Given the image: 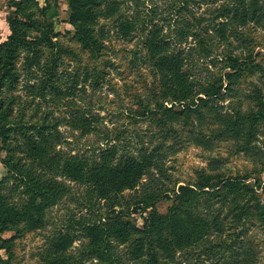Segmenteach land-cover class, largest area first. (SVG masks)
I'll use <instances>...</instances> for the list:
<instances>
[{"label": "rangeland", "instance_id": "1", "mask_svg": "<svg viewBox=\"0 0 264 264\" xmlns=\"http://www.w3.org/2000/svg\"><path fill=\"white\" fill-rule=\"evenodd\" d=\"M117 1L121 3V15L117 12L98 20L97 28H103V34L96 56L76 39L73 27L67 22L66 2L60 1L54 39L59 45L55 80L61 92L44 97L36 95L33 88L36 79L22 68V52L16 59L21 76L15 87L8 91V95L19 97L20 104L14 108L16 118H19L18 109L21 108L25 121L37 122L43 115H48L52 123L57 121V136L53 135L51 142L62 156L98 157L100 151L107 149L112 153L114 163L126 156L146 160L148 172L142 175L137 185L124 188L120 192V203L113 207L116 212L129 209V218L135 221L137 227L142 226L143 216L148 215L150 208L133 212V204L147 190L156 194L155 207L159 213L165 214L171 204L166 194L171 196L180 185L206 181L207 175H218L223 179L243 177L251 185H262L264 120L256 125L252 141L245 142L225 131L221 132L225 125L209 122L214 110L208 106L201 107L207 116L202 121L196 114L172 117L171 111L157 110V102H163L168 107L174 104V109L178 110L183 103L163 99L159 77L147 58V49L148 43L162 40L165 36L171 42V36L176 37L169 28L172 22L171 8L184 6L182 19L199 22L200 25H195V28L200 31L208 48V53L203 56L193 55L192 60L199 64L198 78L206 81L207 69L223 73L224 59L229 54L237 56L242 63L239 79L220 97L210 101L209 106H218L222 112H228L234 118L249 114L256 110L254 96L260 94L264 102V17H257L264 12V0H258L261 10L256 12L255 17L244 12L245 6L240 4L241 0ZM244 2L249 12L251 0ZM8 3V0H0V42L9 34L6 22L10 11ZM39 3L43 4V0H39ZM215 9H218V18L215 17ZM151 10L156 11L154 21L148 23L144 30L138 27L128 37H123L117 31L119 16L147 21L148 16L151 17ZM140 21L137 20L138 23ZM204 26H214L219 30L212 27L204 30ZM190 44H194L191 37L170 47L174 51L179 48L186 50ZM49 54V49L43 50L40 65ZM32 69L41 70V67L35 65ZM5 175L6 170L0 163V179ZM67 183L70 186L68 194L49 207L41 228L27 230L23 224H19L18 228L2 234L4 238L12 235L15 238L8 255L4 249H0V258L10 256V264H48L50 258H46V254L53 236L61 232L72 233V245L68 251L74 253L87 242L80 227L65 228L69 220L79 219L81 214L86 213L87 207L83 202L87 195L95 211L102 217L111 214L110 209L105 199H100L96 193L90 196L87 185L73 181ZM14 186L9 182L4 191L12 201L19 202L20 188L14 189ZM255 188L257 200L264 204V193L259 187ZM211 197V203L217 201L216 197ZM230 198L236 201H230ZM246 199L240 194L229 195L223 202L216 203L213 209L217 210L214 209L213 213L221 220V229L207 232V238L219 248L224 246L222 242L225 240L227 248L243 253L245 261L242 264H264V226L255 216L258 211L252 210L251 216L242 221L236 220L231 211L235 204L241 206L246 203ZM95 216V212H90V218ZM164 235L170 238L169 232ZM227 248L226 255L229 254ZM124 249V245L119 246L120 252ZM199 252L202 258L207 259L204 264H211L215 259L214 255L207 257ZM126 258L125 253L124 264H132ZM161 258L168 264H184L183 248L175 247L172 255L164 254Z\"/></svg>", "mask_w": 264, "mask_h": 264}, {"label": "trees", "instance_id": "2", "mask_svg": "<svg viewBox=\"0 0 264 264\" xmlns=\"http://www.w3.org/2000/svg\"><path fill=\"white\" fill-rule=\"evenodd\" d=\"M60 1L43 0V4H40L39 0H8L10 11L6 22L9 34L0 42V163L6 170V175L0 179V249H4L8 255L15 236L4 238L2 234L18 228L19 224H23L27 230L41 228L45 224L49 207L68 194L70 186L67 181H73L87 185L91 197L96 193L100 199H105L111 214L105 217L99 215L87 195L83 202L87 207L86 213L81 214L79 219H70L65 227L67 230L80 227L87 242L78 248L77 254L68 251L72 245V233L61 232L53 236L46 254V258H50L48 264H85L86 261L87 264H124L125 253L126 261L132 264H168L161 256L172 255L175 247L183 248L184 264H204L207 259L202 258L199 251L207 257L215 256L211 264H242L245 261L243 253L227 248L225 240L222 242L224 246L219 248L207 238V232L221 229V220L213 213L217 208L213 209V206L223 202L229 195L246 196V203L241 206L235 204L231 208L234 217L242 221L251 216L252 210H257L255 216L264 226V204L257 200L255 188L259 187L264 193V183L251 185L243 177L223 179L218 175H207L206 181L180 185L171 196L166 194L171 204L165 214L159 213L155 207L156 194L147 190L133 204V212L150 208L148 215L143 216L142 226L137 227L135 221L129 218V209L116 212L113 207L120 203V192L137 185L142 175L148 172L146 160L126 156L114 163L112 153L107 149L100 151L98 157L62 156L51 142L52 136H57V121L50 122L48 115L41 116L37 122L25 121L22 119L21 108L18 109L19 118H16L14 108L20 104L19 97L8 95V91L15 87L21 76L16 59L22 52V68L36 79L33 87L36 95L44 97L61 92L55 80L59 45L54 39ZM64 1L67 5V22L73 27L76 39L96 56L102 45L103 34V28H97L98 20L111 17L117 12L120 14L121 3L117 0ZM240 4L245 6L244 12L251 17H255L256 12L261 10L258 0H251L249 12L244 0ZM171 9L172 22L169 28L175 32L176 37L171 36V42L165 36L162 40L148 43L147 58L159 77L163 99L183 104L178 110L174 109V104L168 107L163 102H157V110L171 111L172 117L196 114L199 121H202L207 116L201 107L208 106L214 110L212 116H209V122L225 125L226 128L221 132L251 142L256 125L264 120V102L260 94L254 96L256 110L236 118L228 112H222L218 106H209L210 101L220 97L223 91L229 90L239 79L241 60L229 54L224 59L223 73L206 68L207 80L198 78L199 64L192 60L193 55L196 53L199 57L208 53L200 31L195 28V25L200 24L182 19L184 6ZM217 11L214 10L216 18L220 17ZM154 15L156 11L151 10V17L148 16L147 21L119 16L117 31L123 37H128L136 28L144 30L148 23H153ZM261 16L264 17V12L257 17ZM210 27L219 30L214 26H204V30ZM189 37L194 44H190L186 50L179 48L174 51L170 47L187 41ZM44 49H49L50 54L40 65ZM35 65H39L41 70H33ZM9 182L15 185L14 189L20 188L19 202L12 201L4 191ZM211 196L216 197L217 201L211 203ZM230 201L236 200L230 198ZM90 212H95L96 216L90 218ZM165 232L170 233V238L165 237ZM120 245H124L123 252L119 251ZM225 248L228 255L225 254ZM9 258H0L1 263L10 264Z\"/></svg>", "mask_w": 264, "mask_h": 264}, {"label": "crops", "instance_id": "3", "mask_svg": "<svg viewBox=\"0 0 264 264\" xmlns=\"http://www.w3.org/2000/svg\"><path fill=\"white\" fill-rule=\"evenodd\" d=\"M7 34H8V32H7Z\"/></svg>", "mask_w": 264, "mask_h": 264}]
</instances>
